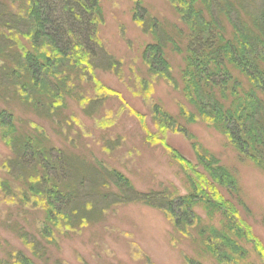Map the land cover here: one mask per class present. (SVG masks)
<instances>
[{"label":"trees","instance_id":"trees-1","mask_svg":"<svg viewBox=\"0 0 264 264\" xmlns=\"http://www.w3.org/2000/svg\"><path fill=\"white\" fill-rule=\"evenodd\" d=\"M168 1L175 7L186 32L180 34L183 37L178 42L153 16L136 14L134 20L141 29L154 35V41L147 43L143 51L144 62L152 73L160 71L167 75L169 63L164 50L169 44L179 50L183 62L179 71L181 91L193 110L188 119L220 128L242 156L264 169V0ZM6 3L0 5L1 94L8 97L11 93L16 95L17 90H34L31 95L36 105H48L56 97L57 81H69L72 71L76 70L77 78L92 81V53L95 46L102 48L97 36L98 25L103 23L99 0H7ZM108 68L120 75L119 60L111 58ZM155 110L153 114L164 119L163 124L174 125L189 141L181 124L156 105ZM11 117L5 109L0 110L4 139L13 154L14 148L18 152L16 161L14 156L5 161L7 175L19 185L22 197L30 196L42 203L52 223L75 229L100 218L106 207L97 205L98 201L107 206L136 200L162 211L177 233L194 237L196 231L211 255L222 264H237L244 255L241 243L247 239L264 257V244L240 213V208L245 211L247 208L239 197L235 177L196 143H190L195 164L169 146L188 164L185 194L176 193V189L138 192L115 169L101 164L87 165L74 156H53L42 148L38 150L40 145L30 137L14 139ZM29 161H35L36 166L26 165ZM10 163L17 167L15 174ZM102 182L107 188L113 185L116 191H100ZM6 188L1 187L8 194ZM90 196H96L97 200L89 199ZM197 207L205 209L206 214L210 212L211 218L216 212L223 214L220 225L206 222ZM23 240L34 250V243L27 236ZM185 258L187 264H201L192 257ZM0 264L36 263L21 251L13 250Z\"/></svg>","mask_w":264,"mask_h":264},{"label":"rangeland","instance_id":"rangeland-1","mask_svg":"<svg viewBox=\"0 0 264 264\" xmlns=\"http://www.w3.org/2000/svg\"><path fill=\"white\" fill-rule=\"evenodd\" d=\"M6 2L0 0V5ZM99 3L103 23L98 25L97 36L102 48L95 46L92 53V81L85 82L84 77L77 78L76 70L72 71V81H57L56 97L48 105H36L31 95L34 90H17L16 95L11 93L8 97L0 93V110L12 114L14 139L30 137L40 145V148L37 145L38 150L42 148L53 156H74L87 165L101 164L115 169L125 175L138 192L176 189L179 194L188 190L189 167L170 147L195 164L190 143H196L214 155L235 177L239 197L247 208L246 211L240 208V213L264 244V169L242 156L220 128L188 119V113L193 110L181 91L179 71L183 62L179 50L170 44L164 50L169 63L167 75L160 71L152 73L143 60V51L147 43L154 41V35L141 29L134 20L135 15L150 14L162 29L180 42L183 37L180 34L184 35L186 29L173 4L168 0H99ZM12 10L16 11V4ZM14 51L17 52L16 48ZM111 58L119 60L120 75L109 70ZM51 80L55 82L54 78ZM155 105L185 128L189 141L174 125L163 124L164 119L153 114ZM2 128L0 126V260L6 259L9 252L19 250L36 264L57 261L65 264H187L186 256L201 264H222L211 255L196 231H193L194 237L177 233L162 211L136 200L107 206L98 201L97 205L106 207L100 218L75 229L52 223L42 203L30 196L22 197L19 185L8 177L5 161L13 156L16 161L18 152L16 154L14 148L13 154ZM33 163L36 166L35 161L25 162L26 165ZM10 166L15 174L17 167L11 163ZM2 185L7 187L8 194L3 193ZM99 189L116 191L113 185L107 188L105 182ZM89 199L97 200V197ZM196 211L217 227L224 218L220 212L211 218L210 212L206 214L201 207ZM23 236L34 243V250ZM241 245L244 255L237 264H264L262 253L252 241L247 239Z\"/></svg>","mask_w":264,"mask_h":264}]
</instances>
